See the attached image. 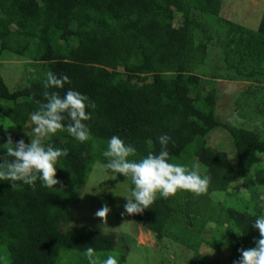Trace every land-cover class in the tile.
<instances>
[{"label":"trees","instance_id":"obj_1","mask_svg":"<svg viewBox=\"0 0 264 264\" xmlns=\"http://www.w3.org/2000/svg\"><path fill=\"white\" fill-rule=\"evenodd\" d=\"M222 9L223 0H0V56L33 68L16 89L0 69V144L9 135L30 143L18 131L46 103L45 91L63 97L76 90L96 105L86 109L87 142L67 131L45 141L68 151L56 165L60 185L42 187L38 179L35 190L23 184L13 190L11 182L0 181V264H64L66 257L88 264L87 247L103 260L121 241L122 258L114 256L118 264L126 259L125 234L74 221L80 187L96 165L108 162L102 152L113 135L132 144L137 155L130 159L138 160L158 154V136L166 134L169 162L198 163L209 180L203 195L178 191L129 215L151 231L159 249L168 242L189 249L193 256L185 260L193 264L203 247L225 248L207 263L225 264L231 256L239 259L240 248L255 247L259 232L252 224L264 215V16L250 28ZM49 71L67 75L70 83L45 89ZM219 80L247 84L229 117L219 109ZM215 130L224 136L216 146L209 139ZM5 153L0 148V163ZM235 176L247 192L240 195L244 205L219 197L231 193ZM121 182L133 187L120 175L100 186ZM158 252L162 264L175 260Z\"/></svg>","mask_w":264,"mask_h":264},{"label":"clouds","instance_id":"obj_2","mask_svg":"<svg viewBox=\"0 0 264 264\" xmlns=\"http://www.w3.org/2000/svg\"><path fill=\"white\" fill-rule=\"evenodd\" d=\"M66 82L70 83L67 75L58 78L49 71L43 80V87L62 89ZM44 98L46 103L30 114L32 127L27 133L31 138L30 143L23 139L13 141L9 135L7 142L0 144V148L6 149L3 162L0 163V181L11 182L13 190H17L21 184L35 190L38 179L41 186L46 188L61 184L57 179L56 165L60 157L68 155V151L45 143L58 131H67L80 143L90 139V130L84 121L91 119L86 109H95L94 102L72 89L67 90L63 97L56 91H45ZM65 120L68 121L66 125L63 123ZM170 140L171 137L166 134L158 136L160 152H149L138 160L130 159L137 155V149L132 144H126L116 135L107 140L102 155L108 162L103 167L113 173L114 179L117 175L126 177L133 186L128 194L122 195L127 200L122 216L143 213L152 208L158 198L174 197L178 191H188L197 197L207 192L209 180L201 176L198 163L188 166L169 162ZM110 211V207L105 203L96 211L95 216L100 218L104 225L108 222ZM252 226L259 232V236L254 240L255 247L240 248V257L234 264H264V215L256 218ZM84 254L88 264H118L113 255L101 260L92 247H87Z\"/></svg>","mask_w":264,"mask_h":264},{"label":"rangeland","instance_id":"obj_3","mask_svg":"<svg viewBox=\"0 0 264 264\" xmlns=\"http://www.w3.org/2000/svg\"><path fill=\"white\" fill-rule=\"evenodd\" d=\"M225 15L238 18L239 21L250 28L257 27L261 18L264 16V0H223V9ZM0 69L10 89H16L23 86L25 78L28 76V71H32V67L24 64V60L17 59L10 56H0ZM173 68H167L166 73L173 72ZM20 84V85H19ZM245 83L238 81L219 80L217 82V90L219 96V109L220 112L228 117L233 114V106L238 94L244 89ZM251 106V104H250ZM250 118V117H249ZM251 123V119L249 120ZM247 124H251L246 122ZM31 122L23 129L19 130L20 137L29 136L27 133L31 131ZM11 131L15 130L13 126L10 127ZM30 137V136H29ZM210 141L214 146L224 140V136L220 130H215L210 136ZM227 147V146H226ZM228 152L231 149L227 147ZM107 178H113V173L104 167L96 165L89 176L87 184L81 189V199L79 200V206L76 209L74 217L75 223L86 224L92 227H99L105 230H114L119 236L125 234L124 237H129L128 245L129 251L126 252V259L119 260L120 264H162L159 256V250L165 254L163 259L175 258L169 261L168 264H191L193 253L189 249H175L173 245L168 242L163 248L159 249L156 240L150 230L142 228L140 225L132 222L129 215L122 216L124 212V204L127 202L126 198L122 195L128 194V183L121 182L113 185L100 186L101 182ZM234 189L230 194L219 196L225 203H230L232 200H237L241 205H244L245 201H241L240 195L243 193L247 196V192L242 186V179L240 176H235L233 180ZM244 196V199H246ZM107 204L111 211L107 217V223L103 225V221L95 216L97 210H99L104 204ZM211 240V239H209ZM212 241V240H211ZM213 242V241H212ZM215 244H220L219 240H214ZM172 244V243H171ZM213 246V245H211ZM213 248L207 246L201 249L200 259L193 264H207L213 257ZM226 252L225 248L215 250L214 256H222ZM114 256L120 259L121 254L124 253L122 241L117 244L115 251H111ZM231 256V254H229ZM215 257V258H216ZM235 257V256H234ZM188 258L190 260H185ZM231 256L226 259L225 264L234 262L231 260ZM64 264L71 263L68 257L64 258Z\"/></svg>","mask_w":264,"mask_h":264}]
</instances>
